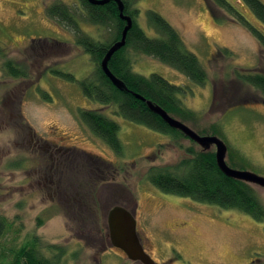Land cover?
I'll list each match as a JSON object with an SVG mask.
<instances>
[{"label":"rangeland","instance_id":"374dc122","mask_svg":"<svg viewBox=\"0 0 264 264\" xmlns=\"http://www.w3.org/2000/svg\"><path fill=\"white\" fill-rule=\"evenodd\" d=\"M59 1L85 17L81 0H0V214L12 223L0 239V254L12 261L13 250L37 239L55 264H142L109 239V212L121 206L135 214L141 243L156 264L264 261V223L239 210L166 194L148 180L151 167L177 164L201 146L116 116L113 107L87 99L78 82L57 74L82 80L96 70L74 32L48 16L47 6ZM136 1L138 25L154 36L147 12L161 14L204 65L208 82L196 85L161 61L131 52L134 71L185 87L181 98L197 119L175 118L211 136L217 126L232 152L227 161L237 164L232 168L264 177V95L237 77L264 73L258 39L211 0ZM228 1L264 32L243 0ZM81 28L97 40L110 36L87 21ZM8 60L27 76H9ZM87 109L119 124L122 154L82 122L80 111ZM253 186L264 204V188ZM53 246L65 252L59 260Z\"/></svg>","mask_w":264,"mask_h":264},{"label":"trees","instance_id":"16d2710c","mask_svg":"<svg viewBox=\"0 0 264 264\" xmlns=\"http://www.w3.org/2000/svg\"><path fill=\"white\" fill-rule=\"evenodd\" d=\"M122 1L125 4L124 14L132 17L133 25L128 31L126 45L112 56L109 68L117 78L124 82L126 89L122 90L115 86L101 67L108 50L114 43L121 40L122 32L127 25L120 16L116 1L94 5L88 0H81L85 17H81L75 9H71L62 1L47 6L48 16L74 32L77 44L84 49L86 54L90 55L96 65L94 74L82 80H77L70 73H56L71 82H78L83 95L92 102L113 107L116 116L166 136L188 138L181 131L170 127L161 116L149 108L147 103V101H152L174 118L195 121L196 111L186 107L181 98L187 93L186 88L171 83L157 73L150 76L136 73L130 53L153 57L184 74L191 82L199 86L208 82L207 70L199 58L186 47L178 31L161 14L153 10L147 12V20L155 32L154 36H149L137 23L140 13V10L135 7L137 1ZM211 1L235 21L249 29L264 48V32L260 28L239 13L228 0ZM243 1L250 7L255 17L264 24V3L261 0ZM81 21L107 29L110 33L109 38L103 41L85 34L82 32ZM223 52L230 55L228 49H224ZM5 70L13 78L27 76L26 71L11 60L5 63ZM237 77L264 95L263 72H237ZM138 95L146 101L139 99ZM46 96L51 99V96ZM80 117L93 134L103 140L114 152L123 153L124 147L119 138L120 126L115 120L101 111L91 109L81 110ZM197 133L201 136L210 134L206 131ZM217 135L223 136L217 126H214L212 136L218 137ZM191 141L197 145L196 142ZM212 149L191 150L189 156L177 164L151 167L147 178L166 194L189 198L195 202L216 205L224 209L239 210L256 221L264 223V204L254 186L225 175L217 164L216 150ZM227 154L230 157L232 155L229 147ZM227 163L230 167L237 165L228 161ZM11 226L12 223L7 217L0 214V239L8 234ZM38 247L39 241L33 239L18 250H13L12 261L7 259L6 252L3 251L0 254V264H55L45 258ZM51 248L59 251L58 260L64 256L63 249L56 246ZM250 264H264V261L256 260Z\"/></svg>","mask_w":264,"mask_h":264},{"label":"water","instance_id":"95a60500","mask_svg":"<svg viewBox=\"0 0 264 264\" xmlns=\"http://www.w3.org/2000/svg\"><path fill=\"white\" fill-rule=\"evenodd\" d=\"M88 1L94 5H103L110 1H116L121 13L120 16L127 23L122 32L121 40L111 46L101 63L104 73L111 79L114 85L124 90L126 89L124 82L111 72L109 68V62L112 56L126 45L127 34L133 25V19L129 15L124 14L125 4L122 0ZM137 97L146 101L145 98L139 95ZM147 103L149 108L154 113L161 116L170 127L181 131L185 136L196 142L203 149L208 150L211 149V147H215L217 164L225 175L230 178L241 180L251 185H257L264 188V177L252 172L237 170L228 165V147L220 138L211 135L201 136L182 121L172 117L161 106L153 103L152 101H147ZM108 231L109 239L112 245L115 248L122 250L130 261L140 262L142 264H156L152 257L145 251L144 246L141 243L137 230V220L134 213L121 206L112 208L108 215Z\"/></svg>","mask_w":264,"mask_h":264},{"label":"flooded vegetation","instance_id":"af4514ba","mask_svg":"<svg viewBox=\"0 0 264 264\" xmlns=\"http://www.w3.org/2000/svg\"><path fill=\"white\" fill-rule=\"evenodd\" d=\"M138 230V229H137ZM138 233H139V231H138Z\"/></svg>","mask_w":264,"mask_h":264}]
</instances>
